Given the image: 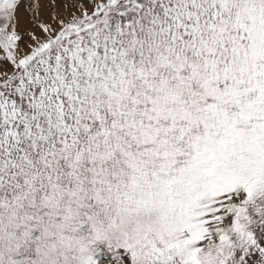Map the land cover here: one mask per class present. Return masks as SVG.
<instances>
[{"label":"snow or ice","instance_id":"6c2138e0","mask_svg":"<svg viewBox=\"0 0 264 264\" xmlns=\"http://www.w3.org/2000/svg\"><path fill=\"white\" fill-rule=\"evenodd\" d=\"M0 264H264V0H0Z\"/></svg>","mask_w":264,"mask_h":264}]
</instances>
